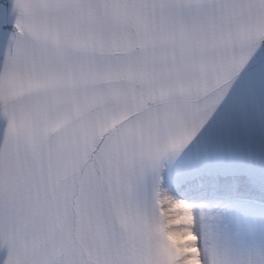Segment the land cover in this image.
Masks as SVG:
<instances>
[{"label":"snow or ice","instance_id":"snow-or-ice-1","mask_svg":"<svg viewBox=\"0 0 264 264\" xmlns=\"http://www.w3.org/2000/svg\"><path fill=\"white\" fill-rule=\"evenodd\" d=\"M9 23L3 264H264V0H12Z\"/></svg>","mask_w":264,"mask_h":264}]
</instances>
